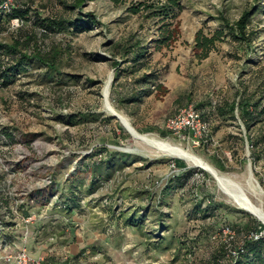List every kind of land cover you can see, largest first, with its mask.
Listing matches in <instances>:
<instances>
[{
	"label": "rangeland",
	"instance_id": "obj_1",
	"mask_svg": "<svg viewBox=\"0 0 264 264\" xmlns=\"http://www.w3.org/2000/svg\"><path fill=\"white\" fill-rule=\"evenodd\" d=\"M146 1L86 2L81 13L95 18L89 27L79 30L69 25L66 31L51 34L44 41L46 53L59 49L60 73L48 75L45 66L32 61L28 69L8 73L3 78L4 85H0V136L9 127L20 132V143L13 152L0 138V172H6V178L15 181L9 162L28 151L39 161L58 163L57 167L66 159L73 179L84 180L80 195L83 209L72 215L43 213L38 218L34 210L36 220L24 225L9 211L0 214L5 232L15 233L18 238L28 232L29 252L44 256L49 263L62 264L75 252V256L83 258L79 264H210L214 254L222 264H229V254L223 256L224 246L230 249L238 241L229 242L230 236H225L218 224L212 227L209 219L197 211L196 199L210 195L216 202H223L225 207L216 213L217 222L242 226L249 220L248 213L228 199L209 173L135 140L105 109L107 81L109 103L136 131L200 156L239 183L250 199L264 208V144L251 147L264 134V118L247 132L238 111L235 119L218 111L219 106L238 101L239 92L246 90L252 94L264 82V0H182L184 9L177 21L180 40L160 52L150 43L154 28L160 27L157 21L129 12L132 5ZM72 2L13 0L12 5L29 11L25 16L33 20L27 21L24 28L32 32L38 30L34 25L38 16L76 17L78 10L66 7ZM247 10L252 11L249 29L255 32L250 45L234 40L230 29L219 20L224 17L234 25ZM19 26L13 19L8 28L13 31ZM138 28H152L141 31L152 54L148 68L134 75H122L112 88L113 46ZM218 30L224 32L222 41L215 44L206 59L200 60V52L195 50L196 36L211 37ZM15 34L4 30L0 43H10ZM144 72L153 73L154 82L139 84L137 80ZM156 84L166 88L164 96L154 93L140 103L126 102L132 89H153ZM190 105L205 114L209 122L210 137L199 145L192 137L187 138L189 135L183 139L166 129V121ZM248 137L253 142L249 143ZM103 147L110 155L125 152L132 157L121 168L118 157H113L110 177L104 167L97 171L103 180L89 196L85 192L89 177L83 168L100 161ZM253 152L262 156L254 159ZM175 160L183 161L195 175L184 187L172 181L181 172L174 167ZM62 166L57 168V178L64 183ZM250 179L260 191L253 189ZM22 183L20 180L15 187L19 193L24 189ZM123 212L134 215L135 227L126 225ZM15 243L17 248L21 242ZM3 253L0 248V264Z\"/></svg>",
	"mask_w": 264,
	"mask_h": 264
},
{
	"label": "trees",
	"instance_id": "obj_2",
	"mask_svg": "<svg viewBox=\"0 0 264 264\" xmlns=\"http://www.w3.org/2000/svg\"><path fill=\"white\" fill-rule=\"evenodd\" d=\"M89 1L93 0H73L71 5H67L66 7H69L73 11L78 10L77 16L71 19H41L39 16L37 19L35 16L36 20H34V25L37 26L38 30L35 29L32 32L24 28L27 21L33 20V17L25 16L28 15V10L16 8L13 5L8 10L0 9V33L4 30L8 33H16L10 43H0V85H4L3 78L8 73L18 71L19 69H28L27 67L30 66L32 61L45 66L48 75L52 76L60 73L58 69L59 49L53 48L52 51L46 53L44 50V41L51 34L66 31L69 25L79 30L86 29L83 27H89L95 21V18L90 14H83L80 11L83 5ZM114 1L120 2V0ZM3 2L4 0H0V6ZM183 9L182 0H148L132 5L129 7V12L142 17L144 20L157 21L160 27L154 28V38H151L150 43L155 51L160 52L164 48H172L180 40V28L177 21ZM251 15V10L245 11L234 25L230 24L224 17L219 18V20L222 21L224 27L230 29L234 40L250 45L255 39V32L249 29ZM13 19H19L21 25L13 31H10L8 25ZM144 29L149 30L152 28H138L135 32L128 34L114 44L112 65L115 69V75L112 88L118 84L122 75H134L148 68L152 54L149 51V47L146 46L145 36L141 32ZM223 37L224 32L222 30L216 31L211 37L198 34L195 39V50L200 52L199 59H206L214 49L215 44L222 41ZM117 57L120 61L116 59ZM154 80L153 73L148 74L144 72L137 82L148 85V83H152ZM154 93L158 96H164L167 90L162 84H156L153 89H132V93L126 102L132 104L140 103L145 97ZM236 98H239L238 101L234 99L231 103L219 106L218 111L220 114L224 116L228 115L232 119L236 118L235 112L238 111L240 121L245 130L249 132L254 124L258 123L261 118H264V82L252 94H247L246 90H243L237 94ZM200 113L202 118L209 124L205 114L201 111ZM82 118L85 119L86 116L82 115ZM17 133L19 134L20 132L15 127L6 128L1 132V140L7 142L6 145L12 149V152L14 146L20 143V136H17ZM246 139L249 143L250 141L253 142L249 137ZM260 143L264 144V134L257 140L255 145L251 144V147L256 146L258 148ZM10 155L13 156V153ZM100 155L102 157L99 162L86 164L83 168L89 177L87 179L89 184L86 186L87 189L85 191L89 196L97 191L99 188L97 184L103 180V177L97 171L104 167L107 176L110 177L112 173L111 169L114 167L113 157H118L120 168L132 157L131 154L125 152H115L110 155L104 147L100 148ZM252 155H254V159H259L262 156V154L255 155V152ZM9 163H11V171L16 176L15 181L12 182V190L14 191L15 198L20 202L18 210L22 216L29 217L34 210L37 211L38 218H41L43 213L54 216L56 214H61L62 216L72 215L74 212L83 209L80 204V195L83 192V186H85L84 180L83 178L80 180L77 178L73 179L72 168L68 167L66 159L57 167L58 163L52 165L47 164L35 159L28 151H24L20 157L18 156L14 160L11 158ZM173 165L175 168L181 170V172L176 174L172 181L184 187L185 183L195 175L193 176L192 172L187 170V166L183 161L175 160ZM61 166L65 173L64 183H61L57 178V168ZM20 180L21 182L23 181L24 189L19 193L15 190V187ZM6 186V174L0 172V214L5 207L9 208L11 206V200L8 197ZM170 189L173 188L170 187ZM19 194L21 195L19 196ZM196 203L197 211L202 212L205 219H209V224L212 227L218 224L221 231L227 227L234 232L229 242L237 240V245L230 249L224 246L226 248H224L223 256L229 254L231 258L229 264H264V225L259 220L251 217L252 215L246 214L249 220L242 226L230 224L226 221L217 222L216 213L219 209L225 207L223 202H216L213 196L204 195L196 199ZM122 217L125 218L127 226H136L134 223L135 220H133V214L128 215V213L123 212ZM1 224L4 225L2 222ZM0 237L3 244L13 243L19 240L18 235L5 232V229L0 232ZM78 257L80 256H75L70 263L64 262L62 264H79L76 261ZM212 260L213 262L210 264H222L221 258L215 254ZM46 264L54 263H49L47 260Z\"/></svg>",
	"mask_w": 264,
	"mask_h": 264
},
{
	"label": "built area",
	"instance_id": "obj_3",
	"mask_svg": "<svg viewBox=\"0 0 264 264\" xmlns=\"http://www.w3.org/2000/svg\"><path fill=\"white\" fill-rule=\"evenodd\" d=\"M13 4V0H4L0 9L8 10ZM17 26H19L20 20L16 19ZM166 129L172 132L175 136H179L180 138L185 139L187 135L191 138L192 141L196 144H200V141L204 139L206 141L207 138L210 137V128L209 124L202 118L200 111H198L194 106H186L177 111V113L170 117L166 121ZM6 173V172H5ZM9 174V171L7 170ZM10 175L15 176V173L11 172ZM9 175V176H10ZM12 179L6 178V187L7 194L11 200V206L5 207L3 209V214L6 212H10L12 217L17 219L20 223L27 225L36 220L33 215L29 217H24L18 210V206L20 202L15 199V194L12 190ZM0 220V232L4 230L2 228ZM222 233L225 236L232 237L234 232L230 228H224ZM28 232L22 235L17 242L19 243V247L16 248V243L3 244V241L0 239V248L3 249V255L1 256V264H46V258L42 255H34L26 247V241L28 240ZM12 247H7V246Z\"/></svg>",
	"mask_w": 264,
	"mask_h": 264
},
{
	"label": "bare ground",
	"instance_id": "obj_4",
	"mask_svg": "<svg viewBox=\"0 0 264 264\" xmlns=\"http://www.w3.org/2000/svg\"><path fill=\"white\" fill-rule=\"evenodd\" d=\"M110 90L108 81L105 85L104 93L108 94ZM106 111L115 117V114L119 116V121L125 130L138 142L145 144L151 149L155 150L158 153H162L164 155L170 157H176L184 160L188 164L195 166L196 168L204 169L205 172L209 173L211 176H214V180L218 186V188L230 199L238 208L242 209V211H249L255 214V218H258L260 221L264 223V208L255 204L244 189L237 183L235 180L230 178L227 175L219 173L215 170L211 165H209L203 158L192 153L189 150H186L180 145L173 144L169 141L158 139L151 135L141 134L136 131L129 120L123 116L120 112H118L111 103L105 106ZM250 185L256 191H260V188L257 186L256 182L253 179H250Z\"/></svg>",
	"mask_w": 264,
	"mask_h": 264
},
{
	"label": "crops",
	"instance_id": "obj_5",
	"mask_svg": "<svg viewBox=\"0 0 264 264\" xmlns=\"http://www.w3.org/2000/svg\"><path fill=\"white\" fill-rule=\"evenodd\" d=\"M206 162H207V161H206ZM207 163H208V162H207ZM208 164L211 165L210 163H208ZM211 166H212V165H211ZM212 167H213V166H212ZM213 168H214L215 170H217L215 167H213ZM217 171H218V170H217ZM218 172H219V171H218ZM219 173H220V172H219ZM72 251H73V250H72ZM71 253H72V254L70 255L69 258H68V257L65 258V260L68 259V260L65 261V262H69V263H70V262L72 261V259L75 257V254H74L75 252H71ZM86 254H87V252L84 253V255H86ZM76 261L82 262V261H83L82 256L78 257V260H76ZM76 261H75V262H76ZM52 263H53V262H52ZM61 263H62V262H61ZM76 263H77V262H76ZM54 264H57V262H55Z\"/></svg>",
	"mask_w": 264,
	"mask_h": 264
},
{
	"label": "water",
	"instance_id": "obj_6",
	"mask_svg": "<svg viewBox=\"0 0 264 264\" xmlns=\"http://www.w3.org/2000/svg\"><path fill=\"white\" fill-rule=\"evenodd\" d=\"M108 97H109V92H108L107 95L104 96L106 105H109V104H110L109 101H108ZM115 117L119 119V116H118L117 114H115ZM179 159H180V158H179ZM203 171H206V170L203 169ZM212 177L214 178L213 175H212ZM245 212H247L248 214H250V215H252L253 217H255V214H254L253 212H249V211H245ZM256 219L259 220L258 218H256ZM259 221H260V220H259ZM260 222L264 225V223H263L262 221H260ZM263 233H264V232H263Z\"/></svg>",
	"mask_w": 264,
	"mask_h": 264
}]
</instances>
